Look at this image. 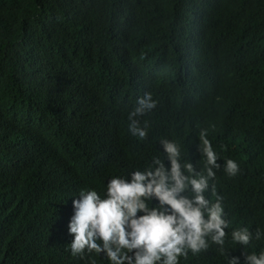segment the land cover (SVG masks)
Wrapping results in <instances>:
<instances>
[{
  "label": "trees",
  "instance_id": "1",
  "mask_svg": "<svg viewBox=\"0 0 264 264\" xmlns=\"http://www.w3.org/2000/svg\"><path fill=\"white\" fill-rule=\"evenodd\" d=\"M144 92L156 106L139 139L127 116ZM201 131L221 165L205 196L229 222L224 253L240 255L239 227L245 252L264 250V0H0V264H108L65 257L66 205L164 159L160 139L203 173ZM179 264L227 256L209 242Z\"/></svg>",
  "mask_w": 264,
  "mask_h": 264
},
{
  "label": "clouds",
  "instance_id": "2",
  "mask_svg": "<svg viewBox=\"0 0 264 264\" xmlns=\"http://www.w3.org/2000/svg\"><path fill=\"white\" fill-rule=\"evenodd\" d=\"M155 106L149 92L136 98L127 116L130 135L139 139L146 136L147 124L141 125L138 117ZM198 138L203 173L190 161L182 163L176 143L165 138L159 140L164 159L156 157L127 177L113 176L105 183L102 195L95 189L81 188L66 205L72 215L63 246L65 257L80 260L94 252L102 254L108 264H179L181 257L189 252L195 255L211 242L227 256V264H264V250L244 251L253 238L247 227L230 232L231 240L240 246V255L224 253L229 222L220 200L205 196L213 169L221 165L203 131ZM222 167L229 176L238 171L237 163L230 158L223 160ZM262 235L257 228L255 238Z\"/></svg>",
  "mask_w": 264,
  "mask_h": 264
},
{
  "label": "bare ground",
  "instance_id": "3",
  "mask_svg": "<svg viewBox=\"0 0 264 264\" xmlns=\"http://www.w3.org/2000/svg\"><path fill=\"white\" fill-rule=\"evenodd\" d=\"M185 77V76H184Z\"/></svg>",
  "mask_w": 264,
  "mask_h": 264
}]
</instances>
